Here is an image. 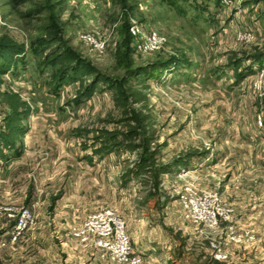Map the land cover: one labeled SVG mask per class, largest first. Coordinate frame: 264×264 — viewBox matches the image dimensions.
<instances>
[{
  "label": "rangeland",
  "instance_id": "rangeland-1",
  "mask_svg": "<svg viewBox=\"0 0 264 264\" xmlns=\"http://www.w3.org/2000/svg\"><path fill=\"white\" fill-rule=\"evenodd\" d=\"M71 57L96 71L60 85ZM1 69L0 264H116L73 235L105 208L142 264H264V0H0ZM179 157L190 176L161 167ZM188 184L215 228L183 213Z\"/></svg>",
  "mask_w": 264,
  "mask_h": 264
},
{
  "label": "built area",
  "instance_id": "built-area-1",
  "mask_svg": "<svg viewBox=\"0 0 264 264\" xmlns=\"http://www.w3.org/2000/svg\"><path fill=\"white\" fill-rule=\"evenodd\" d=\"M230 0H221L222 4ZM129 32L135 43L136 51L140 53H154L163 48L164 38L158 32L145 31L138 25H132ZM215 195L200 191L191 184L185 185L179 193V201L185 216L197 225H203L209 229L215 228L224 213L218 206H214ZM33 219L32 213L25 209L16 219L13 238L15 239ZM75 237L82 242L93 239L94 246L103 260L116 264H142L140 256L131 253L129 238L125 232L123 221L109 208L95 212L87 217L81 228L74 231Z\"/></svg>",
  "mask_w": 264,
  "mask_h": 264
},
{
  "label": "crops",
  "instance_id": "crops-1",
  "mask_svg": "<svg viewBox=\"0 0 264 264\" xmlns=\"http://www.w3.org/2000/svg\"><path fill=\"white\" fill-rule=\"evenodd\" d=\"M128 48V47H127ZM129 53V52H128ZM128 53H126L125 55H127ZM75 66V67H74ZM74 66H71V68L72 67H74V69H69V71H67V72H65V74L62 72L61 73V68L59 69V75L61 74H63V76L62 77H59V78H57L56 79V81L55 82H57L58 84H63L64 82H65V80H71V81H77V77H76V75L78 74V73H80V72H83V70L85 69V68H88V69H90V71H96L95 70V68H93V66L90 64V63H83L81 66L80 65H78V64H74ZM94 69V70H93ZM139 69H143V67H141V68H139ZM101 73H98L97 74V78H98V76L100 75ZM142 75V73L141 72H137L136 73V76L137 75ZM90 74H88L87 72L84 74V76H89ZM94 80H92V82H93ZM104 81V78H102V79H98L97 81H96V83L95 84H92V82H90V87H89V91L87 92V95H86V98L87 99H89V98H91L94 94H95V92L97 91V90H99L98 88H99V86H100V83L101 82H103ZM88 85V86H89ZM103 146H105V145H103ZM96 150H94V153H92V157L93 156H98V152L96 153L95 152ZM91 163H92V161H91V159H88ZM162 168H169V171H171L172 170V168H174L175 170H177L178 171V173L179 174H182L183 176H186V177H188V176H190V171L188 170L189 169V167H187V161L186 160H184V159H181L180 157L178 158V159H176V160H174L172 163H169V164H166V163H163V165L161 166Z\"/></svg>",
  "mask_w": 264,
  "mask_h": 264
},
{
  "label": "trees",
  "instance_id": "trees-1",
  "mask_svg": "<svg viewBox=\"0 0 264 264\" xmlns=\"http://www.w3.org/2000/svg\"><path fill=\"white\" fill-rule=\"evenodd\" d=\"M25 1H26V0H19V3H20V4H21V3H25ZM127 44H128V43H127ZM125 54H126V53H125ZM55 57H56V56H55ZM64 59H65V60H64ZM64 59H63V60L61 59L60 62H62V61H66L65 63H62V64H61V69H62V70H61V73L63 72V73L65 74V72L69 71V69H74L75 66H74V65H70V64L74 61V57H71V58H64ZM56 60H57V59H56ZM71 66H74V67L71 68ZM86 69H87V68H86ZM143 69H144V68H143ZM143 69H137V70H138L137 72H138V73H139V72H142ZM4 71H5V69H3V70L1 69V70H0L1 73H3ZM62 76H63V74H62V75L60 74V75L57 76V78L62 77ZM96 78H97V77H96ZM98 79H100V75L98 76L97 80H98ZM97 80H94V81L92 82V84H95ZM107 80H108L107 78H106V79L104 78V81H107ZM89 87H90V85L87 87V92L89 91ZM146 162H147V159L144 158V159H142V162H141V163H142V164H145Z\"/></svg>",
  "mask_w": 264,
  "mask_h": 264
}]
</instances>
